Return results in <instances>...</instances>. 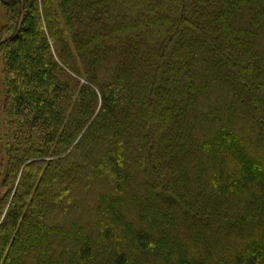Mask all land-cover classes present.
Returning a JSON list of instances; mask_svg holds the SVG:
<instances>
[{"label":"trees","instance_id":"trees-1","mask_svg":"<svg viewBox=\"0 0 264 264\" xmlns=\"http://www.w3.org/2000/svg\"><path fill=\"white\" fill-rule=\"evenodd\" d=\"M3 2L0 264H264V0Z\"/></svg>","mask_w":264,"mask_h":264},{"label":"rangeland","instance_id":"rangeland-1","mask_svg":"<svg viewBox=\"0 0 264 264\" xmlns=\"http://www.w3.org/2000/svg\"><path fill=\"white\" fill-rule=\"evenodd\" d=\"M11 17H12V13L9 10H7L3 0H0V43H2L5 37L9 35V30L12 27V23L10 20ZM2 71H3V62L1 60V53H0V80L3 78ZM0 124L2 125V122H0ZM7 130H8L7 124H5L4 126L3 125L0 126V137H3L4 140L7 137ZM4 175H5V167L4 169H1V163H0V185L1 183H3V180L5 179ZM2 192L8 194L10 190L2 188Z\"/></svg>","mask_w":264,"mask_h":264}]
</instances>
